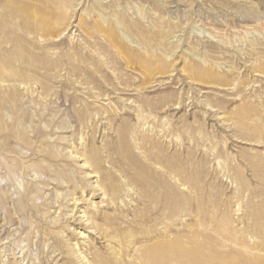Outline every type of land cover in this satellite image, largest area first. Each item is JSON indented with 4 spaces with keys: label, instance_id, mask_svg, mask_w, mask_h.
I'll use <instances>...</instances> for the list:
<instances>
[{
    "label": "rangeland",
    "instance_id": "1",
    "mask_svg": "<svg viewBox=\"0 0 264 264\" xmlns=\"http://www.w3.org/2000/svg\"><path fill=\"white\" fill-rule=\"evenodd\" d=\"M183 261L264 264V0H0V264Z\"/></svg>",
    "mask_w": 264,
    "mask_h": 264
},
{
    "label": "bare ground",
    "instance_id": "2",
    "mask_svg": "<svg viewBox=\"0 0 264 264\" xmlns=\"http://www.w3.org/2000/svg\"><path fill=\"white\" fill-rule=\"evenodd\" d=\"M174 248V247H173ZM172 250V249H171ZM197 251L195 250V253H196ZM199 255H200V257L203 255V253H199ZM178 256V255H177ZM175 258V257H174ZM187 258V257H186ZM180 259V258H179ZM176 261V260H175ZM182 261V260H181ZM180 261V262H181ZM179 262V261H178ZM183 264H190V262H188V261H183L182 262Z\"/></svg>",
    "mask_w": 264,
    "mask_h": 264
}]
</instances>
